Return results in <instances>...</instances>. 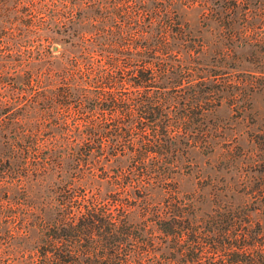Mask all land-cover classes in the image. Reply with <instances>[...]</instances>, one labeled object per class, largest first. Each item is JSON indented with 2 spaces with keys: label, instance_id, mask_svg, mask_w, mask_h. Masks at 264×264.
Returning a JSON list of instances; mask_svg holds the SVG:
<instances>
[{
  "label": "trees",
  "instance_id": "1",
  "mask_svg": "<svg viewBox=\"0 0 264 264\" xmlns=\"http://www.w3.org/2000/svg\"><path fill=\"white\" fill-rule=\"evenodd\" d=\"M173 3L76 6L87 29L33 128L46 130L40 167L57 182L27 264H264V224L248 205L199 215L177 194L199 105L206 113L232 83L199 75V44Z\"/></svg>",
  "mask_w": 264,
  "mask_h": 264
},
{
  "label": "rangeland",
  "instance_id": "2",
  "mask_svg": "<svg viewBox=\"0 0 264 264\" xmlns=\"http://www.w3.org/2000/svg\"><path fill=\"white\" fill-rule=\"evenodd\" d=\"M173 1L199 44V75L232 83L206 113L199 105L191 124L199 145L179 157L188 165L174 174L177 194L193 197L199 215L246 204L264 224V0ZM77 5L0 0V264H27L41 221L52 216L49 190L57 179L54 170L41 171L47 133L33 128L66 56L76 52V33L87 29L76 20L88 11Z\"/></svg>",
  "mask_w": 264,
  "mask_h": 264
}]
</instances>
